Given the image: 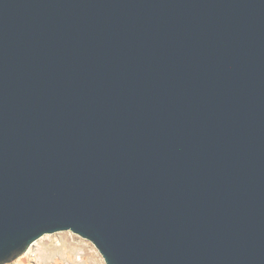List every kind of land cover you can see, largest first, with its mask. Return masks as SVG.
I'll list each match as a JSON object with an SVG mask.
<instances>
[{"label": "water", "instance_id": "95a60500", "mask_svg": "<svg viewBox=\"0 0 264 264\" xmlns=\"http://www.w3.org/2000/svg\"><path fill=\"white\" fill-rule=\"evenodd\" d=\"M61 232L264 264V0H0V264Z\"/></svg>", "mask_w": 264, "mask_h": 264}, {"label": "rangeland", "instance_id": "374dc122", "mask_svg": "<svg viewBox=\"0 0 264 264\" xmlns=\"http://www.w3.org/2000/svg\"><path fill=\"white\" fill-rule=\"evenodd\" d=\"M4 264H106L96 247L72 232L46 235Z\"/></svg>", "mask_w": 264, "mask_h": 264}]
</instances>
